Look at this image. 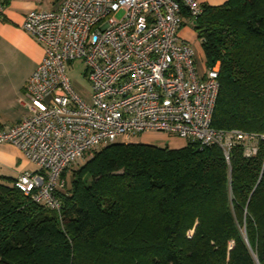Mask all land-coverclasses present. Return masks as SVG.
<instances>
[{
  "label": "trees",
  "instance_id": "trees-1",
  "mask_svg": "<svg viewBox=\"0 0 264 264\" xmlns=\"http://www.w3.org/2000/svg\"><path fill=\"white\" fill-rule=\"evenodd\" d=\"M200 6L204 64L219 62L211 125L254 136L256 154L117 141L68 185L62 172L59 214L0 177V264H264V0Z\"/></svg>",
  "mask_w": 264,
  "mask_h": 264
},
{
  "label": "built area",
  "instance_id": "built-area-1",
  "mask_svg": "<svg viewBox=\"0 0 264 264\" xmlns=\"http://www.w3.org/2000/svg\"><path fill=\"white\" fill-rule=\"evenodd\" d=\"M200 14L196 0H60L55 8L28 11L22 27L42 44L43 55L24 90L30 114L0 129V143L14 146L36 169L20 173L14 186L59 214L56 191L66 168L108 144L149 133L217 145L227 161L237 144L254 156V136L211 125L219 62L199 71L191 43L179 35ZM75 59L90 84L82 94L67 74Z\"/></svg>",
  "mask_w": 264,
  "mask_h": 264
},
{
  "label": "crops",
  "instance_id": "crops-1",
  "mask_svg": "<svg viewBox=\"0 0 264 264\" xmlns=\"http://www.w3.org/2000/svg\"><path fill=\"white\" fill-rule=\"evenodd\" d=\"M196 1L200 4L220 5L227 0ZM59 2L60 0H6L0 16V129L11 126L30 114L29 102L24 90L43 55L42 44L22 27L25 14L35 9L55 8ZM185 25L180 28L179 35L191 43L192 37L197 35L192 26L190 28ZM198 42L200 45L199 39ZM200 49L203 55L201 45ZM202 59L204 64V56ZM197 68L201 71L204 67L199 69L197 66ZM150 134L136 136L133 140L147 143L146 140L150 137L147 135ZM169 137L174 138V136ZM185 142L183 140L180 146H166L178 148ZM35 169V165L27 161L14 146L0 143V177L15 179L20 173Z\"/></svg>",
  "mask_w": 264,
  "mask_h": 264
},
{
  "label": "rangeland",
  "instance_id": "rangeland-1",
  "mask_svg": "<svg viewBox=\"0 0 264 264\" xmlns=\"http://www.w3.org/2000/svg\"><path fill=\"white\" fill-rule=\"evenodd\" d=\"M121 13L117 14V17H120ZM185 26H189V24H186ZM191 28V27H190ZM200 40V39H199ZM191 45L193 47V50L195 51V58H196V65L200 68L204 67L203 64V55L201 53L200 45L198 42L197 37H192ZM198 56V58H197ZM67 74L69 78L71 79L73 83L74 89L80 93L81 91L87 92L90 89V84L86 78V73H85V65L83 64L82 60L80 59H75L73 63H68L67 64ZM150 134V133H149ZM161 135V136H160ZM146 141L148 144H154V145H169V146H180L181 143L183 142L182 139H178V137L170 138L164 133H153ZM139 137V136H138ZM84 160L78 159L76 162L71 164L65 171V183L68 185V181L70 179V173L72 168H76L77 166L82 165Z\"/></svg>",
  "mask_w": 264,
  "mask_h": 264
}]
</instances>
